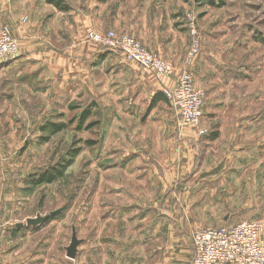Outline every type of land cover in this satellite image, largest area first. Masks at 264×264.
Returning <instances> with one entry per match:
<instances>
[{"label": "rangeland", "instance_id": "374dc122", "mask_svg": "<svg viewBox=\"0 0 264 264\" xmlns=\"http://www.w3.org/2000/svg\"><path fill=\"white\" fill-rule=\"evenodd\" d=\"M186 2V23L194 13L202 39L216 38L210 87L230 91L222 96L231 103L205 104L204 137L179 146L171 109L164 104L148 112L121 72L132 66L104 47L107 80L116 89L110 82L104 91H86L79 77L29 69L17 81L18 100L0 97V228L40 254L34 263H167L188 223L198 226L193 232L250 218L264 223L258 162L264 158V0H195V8ZM201 53L191 68L202 89L204 59L194 68ZM117 89L123 103L116 107ZM53 124L64 128L53 133ZM178 148H185L181 157ZM62 165L60 179L35 182ZM227 213L231 218L223 219ZM38 217L47 220L28 223ZM74 238L79 244L71 258Z\"/></svg>", "mask_w": 264, "mask_h": 264}, {"label": "crops", "instance_id": "0c3cea01", "mask_svg": "<svg viewBox=\"0 0 264 264\" xmlns=\"http://www.w3.org/2000/svg\"><path fill=\"white\" fill-rule=\"evenodd\" d=\"M65 1L67 8H61L49 0H0V31L4 26L10 27L20 50V54L16 59L0 66V97L7 94L5 99L18 100L17 81L20 78L23 79L26 76L25 70L29 69H45V76H54L63 72L71 79L79 77L86 91L87 89L93 91L94 88L106 90L110 82H113L110 78L107 80L104 62L106 55L105 52L100 51V48H102L100 45L88 39L87 31L89 29L98 32L115 30L136 37L151 52L173 63L176 73L173 77L166 78L162 82L153 73L144 71L137 63L136 66L124 57L126 60L124 61L129 63L128 65L132 68L121 69V72L126 75L129 87L137 94L140 92L138 99L142 98L143 101H147L149 104L148 112H152L157 105H167L172 111L171 115L177 127L176 113L164 95L163 86H174L178 73L185 65V59L191 44V36L183 11L190 8V4H187L186 0ZM194 1L192 7L195 8ZM215 40L216 38L211 35L202 39V53L199 56L201 58H198L194 65L195 69L197 66L201 68L204 59V73L206 76L201 79L199 86L203 87L204 89H202L207 93L205 102V104H208L207 106H211V103H215V101L229 103L231 100L230 96H222L226 91H229L228 89L219 88L215 90L216 87L212 89L210 87L211 81L209 79L212 77L213 69L208 60L211 59V56H214L213 44ZM193 74L196 85L195 72ZM201 76L200 74V78ZM221 82L220 78L215 80L214 86L215 84H221ZM113 85L114 87L117 85L116 81L113 82ZM161 93L165 96V99L154 101L156 95L158 96ZM112 94L114 105L116 107L121 105L123 103L121 91L119 92L117 89ZM130 99L132 100V97ZM124 102L127 104L131 101L124 100ZM164 113L168 117L169 112ZM205 122L202 117L201 126L207 129ZM198 137L196 127L189 126L185 128L181 135L178 134L176 129L175 138L179 146H183L185 142L196 141ZM217 138V136L215 138L211 137V140L214 141ZM262 151L264 152V149ZM182 152H186L185 148L177 149L179 157H181ZM258 162L264 167V158L258 160ZM202 182L205 181L199 183ZM168 185H171V182H163V186L167 187ZM259 186L263 187L264 183L260 182ZM148 204L146 201L145 205ZM185 215L187 219L190 216L187 210ZM159 216L166 217L169 215L166 212H160ZM231 216L227 213L223 216V219H230ZM233 216L237 220L242 218ZM236 223L238 222L228 225ZM206 225L208 224L200 225V227L203 228L202 226ZM213 226L225 225L214 224ZM194 227L197 228L198 226H190L188 223V227L179 228L180 234L178 235L182 239L179 244L173 245L174 253L167 258V263L151 264H191L193 243L189 235L193 233ZM38 257H40V254L35 256L33 248L31 247L28 250L18 236L13 237L6 228H0V264H67L47 263V261L45 263H34V258Z\"/></svg>", "mask_w": 264, "mask_h": 264}, {"label": "built area", "instance_id": "2783aa9c", "mask_svg": "<svg viewBox=\"0 0 264 264\" xmlns=\"http://www.w3.org/2000/svg\"><path fill=\"white\" fill-rule=\"evenodd\" d=\"M191 36L185 65L176 77L174 86L164 85L163 92L177 116V127L182 134L185 127L197 128L199 136L208 130L201 126L207 93L195 85L193 61L202 49V36L194 13L186 15ZM87 37L101 47L121 52L127 60L136 62L159 80L173 76V63L151 52L136 37L115 30L87 31ZM20 54L18 42L10 27L0 31V66ZM194 256L191 264H264V223L260 219L243 220L234 225L207 226L192 235Z\"/></svg>", "mask_w": 264, "mask_h": 264}, {"label": "trees", "instance_id": "16d2710c", "mask_svg": "<svg viewBox=\"0 0 264 264\" xmlns=\"http://www.w3.org/2000/svg\"><path fill=\"white\" fill-rule=\"evenodd\" d=\"M49 1L54 3V4H56L57 6H59L61 8H67V4H66L65 0H49ZM163 98L165 99V96L161 93V94H158V96L156 95L154 101H156L158 99H163ZM86 114H87V112H86ZM53 127L54 128H53L52 132L53 133H58L64 128V125L53 124ZM216 136H217V133L212 134L213 138H215ZM66 166L67 165H62V169H58L56 167H53V168H51L49 170H46V171L42 172L35 182L37 184L51 183V182H54V181L60 179L64 175ZM193 256H194V245H193Z\"/></svg>", "mask_w": 264, "mask_h": 264}, {"label": "water", "instance_id": "95a60500", "mask_svg": "<svg viewBox=\"0 0 264 264\" xmlns=\"http://www.w3.org/2000/svg\"><path fill=\"white\" fill-rule=\"evenodd\" d=\"M55 214V212H52L51 215ZM47 220V217H38V218H31L28 220L29 224L37 225ZM79 241L77 238L73 239V242L71 246L68 248V256L71 258H74L76 256L77 247H78Z\"/></svg>", "mask_w": 264, "mask_h": 264}]
</instances>
